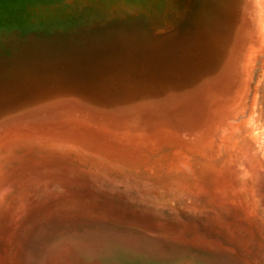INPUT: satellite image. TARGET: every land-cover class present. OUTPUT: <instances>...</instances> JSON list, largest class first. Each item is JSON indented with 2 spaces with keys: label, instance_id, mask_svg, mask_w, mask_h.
I'll return each mask as SVG.
<instances>
[{
  "label": "rangeland",
  "instance_id": "rangeland-1",
  "mask_svg": "<svg viewBox=\"0 0 264 264\" xmlns=\"http://www.w3.org/2000/svg\"><path fill=\"white\" fill-rule=\"evenodd\" d=\"M109 6L0 3V264H264V0Z\"/></svg>",
  "mask_w": 264,
  "mask_h": 264
},
{
  "label": "water",
  "instance_id": "water-1",
  "mask_svg": "<svg viewBox=\"0 0 264 264\" xmlns=\"http://www.w3.org/2000/svg\"><path fill=\"white\" fill-rule=\"evenodd\" d=\"M28 1V4L21 6ZM87 0H0V3L5 4V9L10 8L9 12H17L19 7H24L25 11L53 9L61 10L70 8L78 2ZM104 4H110L109 7H114L120 12V17L113 22L122 23L129 18L143 16L149 25L156 26L155 18L159 20L163 15L171 14L173 0H102ZM115 2V4H114ZM162 8V9H161ZM34 17V16H33ZM42 24H35L27 19H20L16 24L0 26V40L6 41L10 46L17 45L22 47L33 42L43 41L46 39L52 40V37H47V31L40 29ZM52 34V33H50ZM53 36V35H51ZM17 56V55H16Z\"/></svg>",
  "mask_w": 264,
  "mask_h": 264
}]
</instances>
